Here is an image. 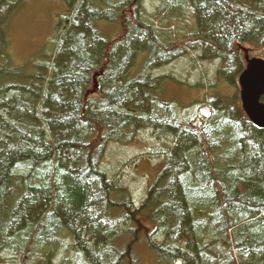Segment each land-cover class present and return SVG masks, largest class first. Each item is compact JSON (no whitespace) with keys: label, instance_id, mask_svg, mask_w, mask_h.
<instances>
[{"label":"trees","instance_id":"16d2710c","mask_svg":"<svg viewBox=\"0 0 264 264\" xmlns=\"http://www.w3.org/2000/svg\"><path fill=\"white\" fill-rule=\"evenodd\" d=\"M62 1L52 48L19 65L18 10L0 0V264H140L139 244L155 264H264V128L237 100L243 49L264 60V0H163L153 14L145 0ZM178 57L202 66L209 102L183 103L168 86L188 81L152 73ZM216 60L230 99L203 83ZM144 130L163 161L135 205L102 162Z\"/></svg>","mask_w":264,"mask_h":264},{"label":"rangeland","instance_id":"374dc122","mask_svg":"<svg viewBox=\"0 0 264 264\" xmlns=\"http://www.w3.org/2000/svg\"><path fill=\"white\" fill-rule=\"evenodd\" d=\"M9 1L15 3V8L18 10L12 17L10 28L8 27L9 29H7L9 32L11 44L9 49L11 50L10 54L12 55V59L19 65L31 63L32 61L36 62L40 57H44L45 53L47 54L49 49L52 48V40L56 33V26H59L60 17L66 14L65 5L62 0ZM162 1L145 0L143 8L149 13H154ZM17 2H19L18 5ZM186 20L189 28H192L194 26V19L191 11L188 12V19L186 14L184 22ZM182 23H171L170 25L177 27ZM106 30L112 33V28L108 27ZM179 58L174 59L165 66L155 68L152 73L170 74L178 80L188 81L191 88L198 87L197 84L200 82L199 76L201 74L200 67L202 66L197 65L198 68L195 70V67H192L190 61ZM215 64V61H206L204 63L206 75L203 78V83L204 85H208L209 83L207 82L209 81L213 84L212 92L223 98L230 99L235 94V86L226 83L223 84L222 82L217 83ZM175 85L176 83H172L168 86L169 95L170 93L179 95L177 98L182 99L183 103H188L192 96L200 95V92L202 94L203 91L202 88L199 93H195L194 89L187 92L179 87L176 88ZM202 96H205L204 101H210V97L206 96L204 92ZM177 101L182 104L180 100ZM195 104L194 102L193 105ZM202 112L204 111L201 110L200 113ZM189 113L191 114V112ZM157 135L158 133H151L149 130H144L138 135L137 142L133 145H110L106 150L102 162V169L108 175V178L117 180L120 185L124 186L131 194L130 201L135 205H139L144 199L147 188L154 180L153 178L155 176L152 175L163 161L162 156L155 154L156 150L160 149V141L157 140ZM137 252L140 257V264H155L150 258L145 257L143 244L138 245ZM5 263L7 264L8 260H5Z\"/></svg>","mask_w":264,"mask_h":264},{"label":"water","instance_id":"95a60500","mask_svg":"<svg viewBox=\"0 0 264 264\" xmlns=\"http://www.w3.org/2000/svg\"><path fill=\"white\" fill-rule=\"evenodd\" d=\"M247 61V67L239 78L242 109L249 120L258 128H264V60Z\"/></svg>","mask_w":264,"mask_h":264}]
</instances>
